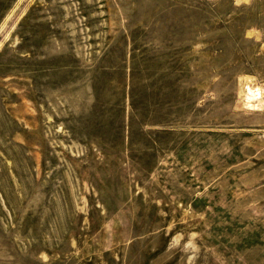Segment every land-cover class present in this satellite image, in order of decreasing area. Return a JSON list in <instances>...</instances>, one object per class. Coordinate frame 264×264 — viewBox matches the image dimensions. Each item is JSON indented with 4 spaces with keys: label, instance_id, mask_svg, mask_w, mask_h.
Wrapping results in <instances>:
<instances>
[{
    "label": "rangeland",
    "instance_id": "obj_1",
    "mask_svg": "<svg viewBox=\"0 0 264 264\" xmlns=\"http://www.w3.org/2000/svg\"><path fill=\"white\" fill-rule=\"evenodd\" d=\"M0 264H264V0H0Z\"/></svg>",
    "mask_w": 264,
    "mask_h": 264
},
{
    "label": "bare ground",
    "instance_id": "obj_2",
    "mask_svg": "<svg viewBox=\"0 0 264 264\" xmlns=\"http://www.w3.org/2000/svg\"><path fill=\"white\" fill-rule=\"evenodd\" d=\"M261 97H262V93L260 91L250 89L249 95L247 94V103L249 104V106H253L255 104H250L249 102H253L256 99L259 102H261L262 101Z\"/></svg>",
    "mask_w": 264,
    "mask_h": 264
}]
</instances>
